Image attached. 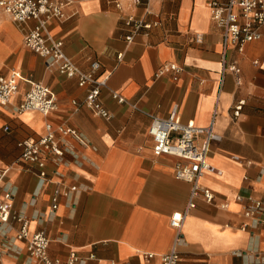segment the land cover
Returning a JSON list of instances; mask_svg holds the SVG:
<instances>
[{"label": "crops", "instance_id": "1", "mask_svg": "<svg viewBox=\"0 0 264 264\" xmlns=\"http://www.w3.org/2000/svg\"><path fill=\"white\" fill-rule=\"evenodd\" d=\"M210 1L149 0L146 13L130 0H69L66 18L49 22L80 68L92 71L97 61L95 75L109 76L100 99L111 118L86 105L90 85L48 67L44 56L25 45L35 21L17 22L0 11L3 72L31 76L57 95V108L47 115L34 109L19 113L28 89L21 82L12 103L0 107V200L7 190L14 193L13 213L28 220L31 233L46 231L50 257L65 264L75 252V264H161L177 234L170 218L187 207L191 183L176 178L178 157L154 154L150 114L168 116L178 104L183 121L206 127L214 120L222 136L212 142L213 169L201 177L215 199L200 195L187 213L177 245L180 264H264V222L243 227L249 222L248 198L264 199V26L262 36L243 50L230 46L223 53ZM130 12L156 22L132 42L126 40ZM198 34L202 42L195 40ZM224 61L237 63L240 73L226 71L221 84ZM171 63L181 68L177 78L174 70L157 75ZM114 91L126 101L118 102ZM239 100L245 103L236 118ZM48 122L64 155L43 153V181L38 165L19 160V142L39 139ZM60 126L81 137L62 133ZM56 182L69 192L52 212ZM20 228L14 218L0 222V264H42L30 254L27 239L17 237Z\"/></svg>", "mask_w": 264, "mask_h": 264}, {"label": "built area", "instance_id": "2", "mask_svg": "<svg viewBox=\"0 0 264 264\" xmlns=\"http://www.w3.org/2000/svg\"><path fill=\"white\" fill-rule=\"evenodd\" d=\"M130 2L135 7L143 6L145 12H149V0H130ZM68 3L69 0H0V11L17 22L35 21V24L25 35V45L44 56L47 59L48 67L55 68L69 77H77L81 86L90 85L85 97L86 105L98 115L111 118L112 114L104 107L100 99L101 89L107 85L109 76L99 78L95 75V72L100 68V63L95 61L91 64L92 71H84L65 52L62 40L57 39L49 29L51 20L66 18L65 6ZM116 5L121 7L122 4L120 1H116ZM209 5L212 18L222 29L223 53L230 46H235L241 51L247 42L262 36L264 0H211ZM125 23L130 28V32L126 35L128 42L134 41L138 34L149 31L156 24V22L149 21L145 14L137 15L131 12L126 15ZM195 40L202 42V36L198 34ZM119 56L122 57V54ZM168 70H174L175 78H177L181 68L176 63L166 64L157 72V75H162ZM228 70L240 73L237 63L227 64L224 61L221 84ZM21 82H26L28 89L24 99L17 107V112L34 109L47 115L57 108V95L51 87L16 70L4 73L1 66L0 107L12 103L14 96L20 90ZM113 97L120 103L126 101L125 97L116 91L113 92ZM244 103V100H239L235 105L234 116L236 118L240 115ZM133 106L138 107L135 103ZM150 116L152 122L149 132L154 142V154L157 156L169 154L178 157L175 176L191 183L187 207L184 210L173 212L170 218L171 226L177 231L174 246L170 252L161 257V264H180L181 256L177 245L183 240L182 229L187 213L196 206L198 196L202 195L208 202H213L215 199L214 192L201 185V177L213 169L209 161L212 142L221 140L222 136L216 132L214 120L206 127L196 125L193 120L183 121L178 104H174L168 116L157 114H150ZM59 130L64 134L69 133L81 137L77 130L71 127L60 126ZM19 145L22 149L19 160L38 165L40 168L38 175L43 181L48 180L43 153L56 158L64 155V149L49 122L46 124V133L43 136L39 139H23ZM7 171L8 168L2 170L1 176L5 175ZM68 192L60 182H56L51 194L52 212L57 210L61 194H68ZM239 199H242V196ZM248 199L250 203L246 206L244 215L249 219V222L243 224L245 228L264 222V199L252 197ZM13 200L14 193L7 190L0 200V222L7 223L11 218L17 219L21 222L17 237L27 239L28 250L33 257L42 264H63L60 259L50 257L48 252L50 240L46 231L31 233L28 228V220L13 213ZM153 255L149 253L148 257L152 258ZM77 260V254L72 252L65 264H75Z\"/></svg>", "mask_w": 264, "mask_h": 264}]
</instances>
